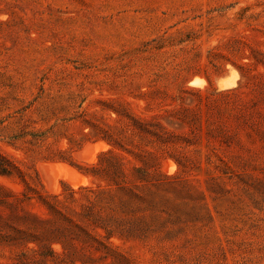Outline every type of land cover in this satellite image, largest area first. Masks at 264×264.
Segmentation results:
<instances>
[{
	"label": "rangeland",
	"instance_id": "374dc122",
	"mask_svg": "<svg viewBox=\"0 0 264 264\" xmlns=\"http://www.w3.org/2000/svg\"><path fill=\"white\" fill-rule=\"evenodd\" d=\"M2 158L0 264H264V0H0Z\"/></svg>",
	"mask_w": 264,
	"mask_h": 264
},
{
	"label": "trees",
	"instance_id": "16d2710c",
	"mask_svg": "<svg viewBox=\"0 0 264 264\" xmlns=\"http://www.w3.org/2000/svg\"><path fill=\"white\" fill-rule=\"evenodd\" d=\"M10 164V163H9ZM9 164H8V162L4 159V158H2V159H0V174L1 175H5V174H10L12 171H11V167L9 166ZM118 184V183H117ZM121 186V188L123 187V186H125V185H120ZM2 186L0 185V188H1ZM99 198H97L95 201H94V203H93V208L95 207V205L97 204V202L99 201L98 200ZM3 202V201H2ZM92 203V202H91ZM88 207H90V206H88ZM93 208H92V212H93ZM89 209H91V208H89ZM81 213H83V215L84 216H90V212H86V213H84V212H81ZM101 227L102 228H104L105 230H109L110 231V229H108L107 227H105V226H102L101 225ZM87 234V236L88 237H92V238H94L89 232H87L86 233ZM110 237V236H109ZM51 252H54V251H51ZM51 253H49V255H50Z\"/></svg>",
	"mask_w": 264,
	"mask_h": 264
},
{
	"label": "bare ground",
	"instance_id": "6f19581e",
	"mask_svg": "<svg viewBox=\"0 0 264 264\" xmlns=\"http://www.w3.org/2000/svg\"><path fill=\"white\" fill-rule=\"evenodd\" d=\"M95 146H97V144H96ZM106 146H107V145H106ZM99 147H103V146H99ZM96 148L99 149L98 147H96ZM97 152H98V150H97ZM53 173L55 174V172H52V174H53ZM70 173H71V172H70ZM67 175H69V174H67ZM46 177H47V176H46ZM72 177H73V176H72ZM47 178H48V177H47ZM47 178H46V179H47ZM62 178H63V177H62ZM70 178H71V177H70ZM73 180H74V179H73ZM75 180H76V179H75ZM75 180H74V181H75ZM47 181H48V179H47ZM79 181H80V180H79ZM81 182H82V181H81ZM49 183H51V182H49ZM55 183H56V182H55ZM71 183H72V182H71ZM81 184H82V183H81ZM49 185H50V184H49ZM52 185H53V184H52ZM54 185H56V184H54ZM57 186H58V185H57ZM55 189H56V188H55Z\"/></svg>",
	"mask_w": 264,
	"mask_h": 264
}]
</instances>
